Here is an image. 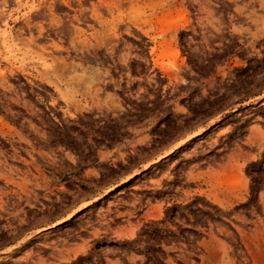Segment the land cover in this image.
<instances>
[{"label": "rangeland", "instance_id": "1", "mask_svg": "<svg viewBox=\"0 0 264 264\" xmlns=\"http://www.w3.org/2000/svg\"><path fill=\"white\" fill-rule=\"evenodd\" d=\"M0 264H264V0H0Z\"/></svg>", "mask_w": 264, "mask_h": 264}, {"label": "bare ground", "instance_id": "2", "mask_svg": "<svg viewBox=\"0 0 264 264\" xmlns=\"http://www.w3.org/2000/svg\"><path fill=\"white\" fill-rule=\"evenodd\" d=\"M203 131H204V129H199V130H198L195 134H193L191 137H188V139L193 138V137H195V136H198V135L201 134ZM188 139H187V140H188ZM170 152H171V151H170ZM170 152H169V153H166L162 158L168 156V155L170 154ZM162 158H161V159H162ZM161 159H160V160H161ZM158 160H159V159H158ZM145 168H146V167H145ZM82 208H84V207H80V208H77V209L73 210V211H72L70 214H68L65 218H63V219L57 221L56 223H53L51 227H49V228H47V229H41V230H39V231H37V232H41V231H44V230H48V229H52V228H56V227H58V226H61V225L65 224V223L69 222L74 216H76L77 214H79V213L81 212Z\"/></svg>", "mask_w": 264, "mask_h": 264}]
</instances>
